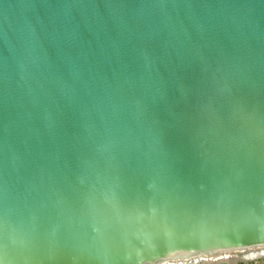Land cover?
Segmentation results:
<instances>
[{
	"label": "water",
	"instance_id": "95a60500",
	"mask_svg": "<svg viewBox=\"0 0 264 264\" xmlns=\"http://www.w3.org/2000/svg\"><path fill=\"white\" fill-rule=\"evenodd\" d=\"M0 264H264V0H0Z\"/></svg>",
	"mask_w": 264,
	"mask_h": 264
}]
</instances>
